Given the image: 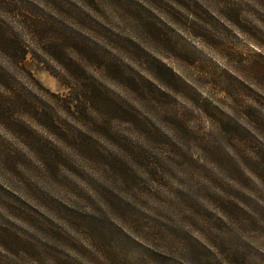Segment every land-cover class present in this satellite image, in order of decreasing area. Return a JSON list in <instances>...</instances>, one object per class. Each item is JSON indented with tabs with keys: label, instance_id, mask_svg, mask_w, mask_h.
<instances>
[{
	"label": "clouds",
	"instance_id": "clouds-1",
	"mask_svg": "<svg viewBox=\"0 0 264 264\" xmlns=\"http://www.w3.org/2000/svg\"><path fill=\"white\" fill-rule=\"evenodd\" d=\"M0 264H264V0H0Z\"/></svg>",
	"mask_w": 264,
	"mask_h": 264
}]
</instances>
